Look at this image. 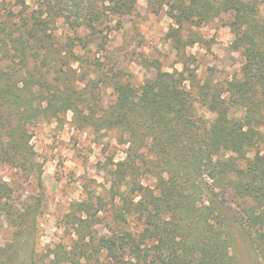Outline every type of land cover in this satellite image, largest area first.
Listing matches in <instances>:
<instances>
[{
	"label": "trees",
	"instance_id": "trees-1",
	"mask_svg": "<svg viewBox=\"0 0 264 264\" xmlns=\"http://www.w3.org/2000/svg\"><path fill=\"white\" fill-rule=\"evenodd\" d=\"M263 3L148 0L172 22L166 38L181 69L157 68L134 85L108 54L136 0H0V167L40 184L32 129L68 112L76 129L111 133L126 146L109 171L108 197L75 202L65 218L69 242L31 264H237L229 220L264 264ZM221 14L241 63L218 84L199 78L180 52L195 43L192 30ZM227 190L238 212L221 198ZM12 196L0 176V216L28 226L38 205L19 211Z\"/></svg>",
	"mask_w": 264,
	"mask_h": 264
},
{
	"label": "rangeland",
	"instance_id": "rangeland-1",
	"mask_svg": "<svg viewBox=\"0 0 264 264\" xmlns=\"http://www.w3.org/2000/svg\"><path fill=\"white\" fill-rule=\"evenodd\" d=\"M37 1L40 0H27L32 6ZM260 14L264 18V3ZM227 24L228 16L221 14L195 28L191 31L195 43L180 52L190 58L191 68L201 79L209 76L223 84L239 71L241 57L231 49L233 35ZM171 25L163 11L151 12L148 0H136V14L123 19L120 29L110 36L108 56L118 64L124 79L139 85L152 78L157 68L166 72L181 69V56L166 38ZM109 95L110 91L105 97ZM200 113L211 118L205 111ZM30 143L41 170L40 184L35 177L24 179L9 166L0 167V176L11 186V203L17 210L31 209L36 204L38 208L30 224L23 228L0 216V264H31L33 258L44 259L56 245L69 242L64 229L68 227L65 218L72 212V205L94 195L108 197L109 171L124 159L126 149L111 133L76 129L70 112L62 122L37 124ZM140 180L144 185H153L150 176ZM220 196L230 211L240 210L230 191H221ZM229 226L230 254L237 264H262L249 235L231 220Z\"/></svg>",
	"mask_w": 264,
	"mask_h": 264
}]
</instances>
